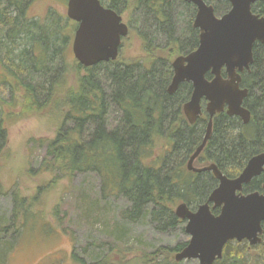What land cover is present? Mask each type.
Returning <instances> with one entry per match:
<instances>
[{"label":"trees","instance_id":"trees-1","mask_svg":"<svg viewBox=\"0 0 264 264\" xmlns=\"http://www.w3.org/2000/svg\"><path fill=\"white\" fill-rule=\"evenodd\" d=\"M12 1L11 11L9 6L1 8L0 2V53L5 52L0 62L13 74L16 86L28 97L30 107L63 105L62 121L55 137L34 141L45 151L38 171L69 179L82 173H96L101 181V197L106 200L124 197L129 202L119 212L127 222L146 218L163 229L184 223L176 216L174 205L185 202L194 209L206 202L218 185L211 173H193L187 167L190 155L202 142L208 123L207 118H202L192 126L183 115V105L191 96L192 84L183 83L175 93H168L173 77L172 57L177 53H190L198 43L193 27L194 14L190 13L193 16L187 22L186 34L180 35L166 9L169 1L136 0L134 9H146L148 15L156 18L157 30L164 32L166 44L146 49L149 59L145 63L123 61L120 53L117 60L92 67L75 60L76 72L71 74L65 62L60 68L53 63L54 58L61 55L62 48H68L74 29L69 26L73 21L52 14L56 19L50 24L40 26L26 22L21 20L24 16L21 5L26 1ZM205 1L211 4L210 0ZM101 2L122 12L129 10L132 0ZM217 2L216 10L218 7L223 13L228 10L227 0ZM257 10L264 14V4ZM10 14L15 16L9 17ZM7 30L14 33L12 44L6 37ZM23 35L30 38L25 39ZM151 39L145 37L148 44L153 45ZM58 43L60 49L57 50ZM18 51L20 54H16ZM254 53L251 72L242 79V86L249 89L244 106L252 113L251 121L245 124L239 117H231L226 112L216 115L213 134L199 160V163L217 164L229 178L237 177L251 157L264 151V44H255ZM35 73L42 83L27 82V77ZM104 78L108 82L103 83ZM115 112L120 115L110 126L109 115ZM5 131L1 124L0 150L4 147ZM263 183L264 173L254 179L246 191L261 190ZM2 189L0 187V196L5 194ZM13 204L11 215L24 229L34 216L30 215L32 210L25 209L24 200L18 202L15 195ZM58 213L55 207L53 216L57 217ZM43 227L48 231L54 229L49 223ZM262 238L257 246L241 247L240 242L233 246L234 242H229L222 259L215 264H264V258L258 261L252 254L255 249L264 253V234ZM186 245L162 246L131 260L117 245H112L110 252L93 264H110L109 261L112 264H165L166 258L171 257L169 253L180 251ZM74 258L86 264L75 255Z\"/></svg>","mask_w":264,"mask_h":264},{"label":"rangeland","instance_id":"rangeland-1","mask_svg":"<svg viewBox=\"0 0 264 264\" xmlns=\"http://www.w3.org/2000/svg\"><path fill=\"white\" fill-rule=\"evenodd\" d=\"M25 1L21 5L25 17L21 20L43 26L56 19L52 18V14L67 18L68 0ZM135 1L132 0L129 10L121 13L130 32L124 39L120 57L126 62L145 63L149 59L146 49L151 50L154 45L164 46L167 38L163 31L157 30L158 23L153 15H148L146 9H134ZM169 2L166 9L176 31L180 35L186 34L185 28L195 12L194 7L187 6L183 0ZM210 3L217 7V0H210ZM6 5L7 1L2 0L1 8ZM222 13L223 10L218 7L217 14ZM72 27L74 29L67 50L63 47L61 55L59 53L53 63L54 67L60 68L65 62L71 74L76 72V59L72 52L75 23L70 22L69 28ZM145 37L153 38V45L148 44ZM19 51L16 54H20ZM4 55L5 52L0 53V60L4 59ZM180 55L185 53H177L172 59ZM5 77L8 80H4ZM15 81L13 74L8 73L0 62V125L6 128L4 147L0 150V187L5 193L0 196V264H80L74 255L86 264H93L101 261L110 252L112 245H117L131 260L162 246L175 248L188 243L190 235L185 231V223L163 229L151 219L145 218L135 223L123 220L119 212L129 202L124 197L108 200L101 197V181L94 172L78 174L73 179L39 172L45 151L37 147L34 141L55 137L61 125L63 105L56 103L30 107L28 97H24ZM103 81L108 82L106 78ZM27 82L42 83V79L35 73L27 77ZM119 115L118 112L109 115L110 126L114 125V119ZM209 164L198 162L196 167ZM13 195L18 202L24 200L25 209H31V217L34 215L24 229L11 215ZM179 204L177 202L174 205V212ZM55 207L59 211L57 217L53 216ZM45 223L52 224L54 229H43ZM238 244L234 242L233 246ZM246 244L249 243L240 242L241 247ZM177 252L169 253L171 257L166 258L165 264L177 262ZM252 254L258 261L264 258L260 249H255ZM178 264L201 263L198 259H190Z\"/></svg>","mask_w":264,"mask_h":264},{"label":"water","instance_id":"water-1","mask_svg":"<svg viewBox=\"0 0 264 264\" xmlns=\"http://www.w3.org/2000/svg\"><path fill=\"white\" fill-rule=\"evenodd\" d=\"M185 1L197 8L193 24L200 32L199 45L173 60L174 75L168 93H175L183 83L192 84L190 100L183 107L191 124L202 114V101L207 102V131L190 156L188 169L197 173L211 171L218 185L196 209L185 202L176 207L175 214L185 222L190 240L175 259L215 264L222 259L229 242L248 241L257 246L263 241L264 194H243L242 190L264 171V152L250 158L236 178L223 174L216 164L197 168L194 162L211 137L215 114L226 111L245 124L251 120V112L243 105L249 90L241 87L238 71L249 69L253 63L255 42L264 43V16L252 11V4L258 0H228L231 8L222 16L216 15L215 7L205 0ZM67 17L76 23L72 52L81 65L92 67L117 60L122 41L130 32L121 14L104 6L101 0H68ZM224 68L226 79L222 76ZM209 72L214 75L212 80L206 77ZM217 208L221 209L218 215L213 213Z\"/></svg>","mask_w":264,"mask_h":264},{"label":"flooded vegetation","instance_id":"flooded-vegetation-1","mask_svg":"<svg viewBox=\"0 0 264 264\" xmlns=\"http://www.w3.org/2000/svg\"><path fill=\"white\" fill-rule=\"evenodd\" d=\"M2 0H0V2H1ZM7 1V5H6V7L7 6H9V8H10V11H11V9H12V6H13V1L12 0H6ZM12 1V2H11ZM184 2H186L187 4H189V5H192L193 7H194V9H195V12H194V19H195V16H196V12H197V8H196V6L194 5V4H192V3H189V2H187V1H185V0H183ZM227 2H228V10L226 11V12H228L229 10H230V8H231V5H230V3H229V1L227 0ZM208 3V2H207ZM209 4V3H208ZM262 4H264V0H258V1H256L255 3H253L252 4V11H253V13H255V14H257V15H259V16H264V14H262V13H260L258 10H257V8H259L260 7V5H262ZM215 7V6H214ZM215 11H216V15H218L217 14V10L215 9ZM226 12H224V13H222V14H220V15H218V16H222L223 14H225ZM119 14H121L122 12H118ZM15 16V15H14ZM9 17H13V14H10L9 15ZM123 17V16H122ZM123 22H125L124 21V19H123ZM126 23V22H125ZM193 23H194V21H193ZM127 24V23H126ZM128 25V24H127ZM129 26V25H128ZM193 27H194V24H193ZM194 29L196 30V32H197V34H198V43H197V45H196V48L198 47V45H199V29H197V28H195L194 27ZM23 36H25V35H23ZM6 37H7V39H8V41L11 43L12 42V40H14V33L12 32V30H7L6 31ZM26 38H27V35L25 36ZM42 37H38V39L40 40ZM19 39V38H18ZM255 44H264L263 42H261V41H256L255 42ZM254 44V45H255ZM195 50V49H194ZM192 52V51H191ZM255 53H254V46H253V55H254ZM186 55V54H185ZM254 57V61H255V56H253ZM254 61H253V63L250 65V67H249V69H245L243 72H239L238 71V74L240 75V78H241V87L242 88H244L243 86H242V79H243V76H245L246 74H248L249 72H251V67L253 66V64H254ZM171 67H172V63H171ZM172 70H173V68H172ZM173 75H174V72H173ZM222 76L226 79V78H228V75H227V73H226V70H225V68L222 70ZM206 77H207V79H209V80H212L213 78H214V75H212L210 72L209 73H207V75H206ZM173 78V77H172ZM172 81V80H171ZM186 83H188V82H186ZM248 89V88H247ZM249 90V89H248ZM192 94V93H191ZM248 96H249V93H248ZM247 96V97H248ZM191 97V96H190ZM246 97V98H247ZM245 98V99H246ZM189 100H190V98H189ZM188 100V101H189ZM187 101V102H188ZM245 101V100H244ZM186 103V102H185ZM206 104H207V102L205 101V100H203L202 101V106H203V110H202V114L197 118V120L195 121V123H193V124H191L190 122H189V120H188V118L186 117V115H185V112H184V108H183V115H184V117H185V119L187 120V122L189 123V125H196L197 124V122L200 120V119H202V118H207L208 119V123H209V120H210V116H209V114L207 113V111H206ZM244 105V104H243ZM183 107H184V105H183ZM245 107V106H244ZM246 108V107H245ZM248 109V108H247ZM249 110V109H248ZM250 111V110H249ZM224 112H226V111H224ZM224 112H222V113H224ZM251 112V111H250ZM222 113H217V114H215L214 115V117L216 116V115H218V114H222ZM228 115V114H227ZM214 117H213V122H214ZM232 117V116H231ZM238 117V116H237ZM252 113H251V119H252ZM240 118V117H239ZM241 119V118H240ZM242 120V119H241ZM251 121V120H250ZM249 121V122H250ZM242 122H243V120H242ZM208 123H207V126H206V130H205V133H204V136H205V134H206V131H207V127H208ZM244 123V122H243ZM212 134H213V128H212ZM212 134H211V136H212ZM204 136H203V138H202V142H203V139H204ZM209 141V140H208ZM201 142V143H202ZM207 144H208V142H207ZM201 145V144H200ZM199 145V146H200ZM207 146V145H206ZM206 146H205V148H206ZM205 148H204V150H205ZM197 149V148H196ZM204 150L202 151V153L204 152ZM264 152V151H263ZM194 153V152H193ZM192 153V154H193ZM202 153L199 155V157L195 160V162H194V166L196 167V164L199 162V160H200V156L202 155ZM262 153V152H261ZM191 154V155H192ZM190 155V156H191ZM257 155V154H256ZM255 156V155H254ZM190 158V157H189ZM252 158V157H251ZM188 161H189V159H188ZM249 161V160H248ZM211 164H215V163H210L209 165H211ZM209 165H207V166H209ZM217 165V164H216ZM247 165V164H246ZM187 167H188V162H187ZM203 167H206V166H203ZM203 167H197V168H203ZM246 167V166H245ZM189 170V169H188ZM189 171H191V170H189ZM191 172H193V171H191ZM205 172H208V173H211L213 176H214V174L211 172V171H204V172H201V173H199V174H202V173H205ZM193 173H197V172H193ZM263 173H264V171L262 172V174L261 175H259L258 177H256V178H259V177H261L262 175H263ZM241 174V173H240ZM239 174V175H240ZM238 175V176H239ZM237 176V177H238ZM214 178H215V176H214ZM236 178V177H235ZM256 178H254V179H256ZM216 179V178H215ZM253 179V180H254ZM217 180V179H216ZM253 180L249 183V184H251L252 182H253ZM217 182H218V180H217ZM249 184H247V185H244V188H243V190H242V193L243 194H249V193H253V192H260L261 194H264V183H263V185H262V189L261 190H257V191H252V192H247L246 191V187L249 185ZM217 187V186H216ZM215 187V188H216ZM210 196V195H209ZM209 198V197H208ZM208 200V199H207ZM205 203V202H204ZM197 208V207H196ZM196 208H194V209H196ZM191 209H193V208H191ZM220 211H221V209L220 208H217L216 210H213V213L214 214H216V215H218L219 213H220ZM236 242V241H235ZM243 242H248V241H243ZM249 243V242H248ZM250 245V244H249Z\"/></svg>","mask_w":264,"mask_h":264},{"label":"bare ground","instance_id":"bare-ground-1","mask_svg":"<svg viewBox=\"0 0 264 264\" xmlns=\"http://www.w3.org/2000/svg\"><path fill=\"white\" fill-rule=\"evenodd\" d=\"M19 3H20V2H19ZM19 5H20V4H19ZM22 6H23V5H22ZM20 7H21V6H20ZM20 7H19V8H20ZM27 8H28V7H27ZM21 13H22V12H21ZM24 14H25V13H24ZM6 15H7V14H6ZM24 17H25V16H24ZM15 18H16V17H15ZM26 47H27V46H26ZM96 209H97V208H96Z\"/></svg>","mask_w":264,"mask_h":264}]
</instances>
